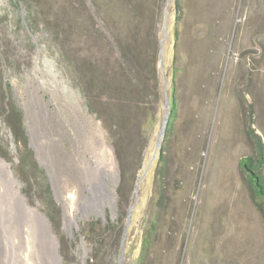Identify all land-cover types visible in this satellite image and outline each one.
Instances as JSON below:
<instances>
[{"label":"rangeland","instance_id":"rangeland-1","mask_svg":"<svg viewBox=\"0 0 264 264\" xmlns=\"http://www.w3.org/2000/svg\"><path fill=\"white\" fill-rule=\"evenodd\" d=\"M165 84L169 118L139 187ZM35 89L56 131H71L73 109L93 115L116 155L114 204L80 209L71 227L32 138ZM252 129L264 142V0H0V157L50 219L62 264L264 262L240 163L257 153ZM2 208L0 264H25L22 221Z\"/></svg>","mask_w":264,"mask_h":264},{"label":"bare ground","instance_id":"bare-ground-1","mask_svg":"<svg viewBox=\"0 0 264 264\" xmlns=\"http://www.w3.org/2000/svg\"><path fill=\"white\" fill-rule=\"evenodd\" d=\"M26 106L28 117L32 120L30 130L39 157L52 171L56 195L64 206V225L71 227L77 221V211L80 209L102 207L106 202L114 204L116 194L112 183L118 175L117 159L100 121L93 115L73 109L76 120L71 131L59 133L53 125L54 114L39 90H34ZM61 136L71 140V149H63ZM157 144L158 140L147 152L140 172L139 187L147 183L152 172ZM6 188H9L10 194L6 193ZM5 196L11 197L12 202H6ZM0 204L2 209L7 210L8 220L18 214L22 221L19 223L20 234L25 239V264H62L58 237L50 219L39 207L27 201L19 178L10 163L1 157Z\"/></svg>","mask_w":264,"mask_h":264},{"label":"trees","instance_id":"trees-1","mask_svg":"<svg viewBox=\"0 0 264 264\" xmlns=\"http://www.w3.org/2000/svg\"><path fill=\"white\" fill-rule=\"evenodd\" d=\"M254 135L257 137V153L255 156L243 157L240 163L249 174L253 193L256 196L262 212L264 213V142L260 135L255 132ZM261 264H264V262H262Z\"/></svg>","mask_w":264,"mask_h":264},{"label":"water","instance_id":"water-1","mask_svg":"<svg viewBox=\"0 0 264 264\" xmlns=\"http://www.w3.org/2000/svg\"><path fill=\"white\" fill-rule=\"evenodd\" d=\"M168 10H167V14H168ZM163 75L164 77L165 76V69L163 70ZM164 101H165V115L163 117V120H162V129L160 130L159 132V138H158V145L159 147H161V143H162V138H163V134H164V129L166 127V124H167V121H168V118H169V113H170V98H169V94H168V85L165 84V92H164ZM126 232L124 234V239L126 238ZM124 239H123V243H122V253H121V257L123 256V250H124ZM122 259V258H121Z\"/></svg>","mask_w":264,"mask_h":264}]
</instances>
